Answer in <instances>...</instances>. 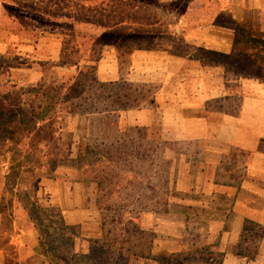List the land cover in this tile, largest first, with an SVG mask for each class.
<instances>
[{"label":"crops","instance_id":"0c3cea01","mask_svg":"<svg viewBox=\"0 0 264 264\" xmlns=\"http://www.w3.org/2000/svg\"><path fill=\"white\" fill-rule=\"evenodd\" d=\"M158 1L162 6H175L166 15L167 26L173 30L170 43L164 47L103 44L94 64L96 82L131 90L122 97L124 108L93 115L115 120L118 132L157 135L155 142L150 139L157 150H162L163 143H172L173 149L190 151L187 159L175 156L174 195L165 214H143L141 218L142 230L157 234L158 252L171 255L203 248L207 264H264V79L262 75L236 76L245 96L235 98L239 106L230 110L227 77L230 60L235 58L239 64L258 67L254 54L260 48L256 42L264 41V0H196L187 7L184 3L178 7V0ZM220 18L226 24L219 23ZM64 37L68 36L61 35L59 46L41 37L42 47L32 46L31 59L41 60L38 52L47 47L60 62L56 67L53 57L49 64L54 66L48 65L56 75L89 66L91 62L81 52H70ZM246 43L255 46H242ZM31 67L24 71L39 75L37 81L14 80L11 84L37 86L42 70L37 63ZM259 70L264 73L263 65ZM151 88L156 90L149 93ZM114 102L121 103L118 97ZM65 117L84 120L88 114L63 113L62 120ZM79 130L83 140L85 129ZM59 133H64L63 127ZM58 150L61 159L76 158ZM65 166H57L49 175L42 168L33 184L62 173V191L50 190V202L66 226H78L84 223L91 202L85 201L88 189L77 171L68 177ZM35 234L18 197L0 183V264L39 263L43 258Z\"/></svg>","mask_w":264,"mask_h":264},{"label":"rangeland","instance_id":"374dc122","mask_svg":"<svg viewBox=\"0 0 264 264\" xmlns=\"http://www.w3.org/2000/svg\"><path fill=\"white\" fill-rule=\"evenodd\" d=\"M178 1H181L178 7H184L183 3L187 7L193 5L196 0ZM173 7L175 6H162L158 0H0V67L2 68L0 98L9 95L16 106L21 105L26 113V119L32 121L33 118L29 115L30 101L27 98L18 100L19 102L16 100L30 87L16 88L12 85L14 80L34 82L39 79V75L32 76L28 71H24L25 69H32L31 66L37 63L38 70L39 68L42 70V80L37 87L40 85L51 87L56 83L55 80L63 82L68 76L86 70L82 68L74 73H65L63 76L61 73L56 75L50 72L48 65H51V68L54 64L58 67L59 65L56 64L60 62L56 61V53L49 54L52 50L47 47L39 52L36 50L42 56L39 58L41 60H32L31 55L34 54L32 46L37 43V47H42L41 37L47 36L49 37L47 39L54 40V44L59 46L61 35H66L68 37H64L63 41L71 45L70 52H81L80 55H85L84 57L89 60L96 56L94 52L97 50L95 43L97 40L109 46L164 47L170 43V35L173 33L172 28L167 26L170 21L166 19L167 11ZM218 20L219 23L226 24L225 19ZM171 23L175 24L173 20ZM256 45H260L259 52L254 54L258 67L254 68L252 63L239 64L235 58L232 64L235 68L228 71L230 110L239 106V101L235 98L245 96L240 84L235 80L237 75L240 76L236 70L251 76L262 75L264 79V73L259 72V67L261 65L264 67V41L260 44L256 42ZM242 46L255 45L246 43ZM19 47L21 50H18ZM56 50L57 48L55 52ZM53 57L55 60L51 61ZM72 59L70 61H74ZM50 61L54 64H49ZM80 78L79 82L85 87L81 83L74 86L69 82L70 85L67 84L69 86L62 92L63 94L52 89L47 93L56 100L65 95L73 101L71 97L74 92L77 90L79 93L83 88L81 110L88 114V118L84 120L71 117L61 119L64 133L55 135L58 140L56 145L58 149H62L66 157L71 155L76 157L80 149L83 152L93 149L89 161L100 160L103 162V167L101 166L100 169H105V174H101L103 171L99 168V172H96L100 174H97V177H105V181H101L100 184V190L103 189L100 196H105L106 191H112L114 197L100 213L97 207V189L91 182L92 175L88 176L87 183L83 184L88 189L85 201L91 202V209H86L84 223L69 226L72 232H62L57 222L60 212L50 202L49 193L50 190L62 191V184L59 182L63 174L51 176L55 181L51 178L36 184H33L32 179L30 180L29 174L21 177L20 173L25 171L30 175L33 173L36 168L35 158L31 153L26 156L27 151L22 159H19L20 162H11L7 153L11 149L18 150L17 146L22 142L27 143V148H30L33 143L31 139L38 141L39 138L37 135L30 138L22 132H11L6 135V146L0 147V180L3 175H7L5 183L10 186L15 184L13 180H21L17 189L18 200L22 208L29 211L31 215H28L29 221L32 224L36 220L38 222L39 231L35 228V236L38 240L36 245L43 259L39 263L31 264H207V254L203 248L200 251L190 248L188 251L171 255L158 252V246L154 241L157 234L146 232L141 226L143 214H165L157 201L165 199L167 193L174 189L175 156L181 154L184 160L187 159L190 151L173 149L172 143L170 146L165 143L160 145L162 150H146L147 147L153 146L150 139H154L152 141L155 142L157 135L144 137L140 132L133 134L126 129L118 132L114 125L115 120L93 114L116 107L124 108L126 102L122 97L131 89L125 85L117 86L115 89L98 85L91 87L90 83L87 84L88 74ZM37 87L35 89H38ZM155 90L156 88H151L149 93ZM115 97H118L121 103H115ZM38 105L46 110L42 99L33 103L34 109L38 110ZM38 121L41 122V126L43 125L44 131L41 136L44 138L49 131L46 128L47 120ZM81 127L85 129L83 140L78 137ZM142 138L148 141L142 142ZM157 152L160 155L159 159L156 158ZM11 155L15 157L17 152ZM64 165H66L64 169L69 173L66 174L68 177L71 176L70 172L75 173V166L66 163ZM110 177H113L111 182L108 181ZM101 201L106 200L103 198ZM24 221V214L20 212V222L24 223ZM148 224L151 225V221ZM136 225L140 229L136 228ZM41 235H45V238H39ZM109 247L110 251L106 255L105 251ZM56 258L61 262H57Z\"/></svg>","mask_w":264,"mask_h":264},{"label":"trees","instance_id":"16d2710c","mask_svg":"<svg viewBox=\"0 0 264 264\" xmlns=\"http://www.w3.org/2000/svg\"><path fill=\"white\" fill-rule=\"evenodd\" d=\"M79 38V37H77ZM95 43H97V50H95V54L96 56L91 57V59L89 60V62H91V66L88 67L86 66V70L83 71H79L77 75H73V76H68V78L66 79V81H61V83L59 84H54L51 87H42L41 85L39 87L35 86V87H30V89H26L25 94L23 95H19L18 100H23L25 98H27L30 101V116H32V121H29L30 119L27 118L26 119V113L23 111V109L20 106H16L14 104L13 99H10V96L7 95L5 98H0V147H4L6 146V135L11 134V132L15 133V132H22L24 133L26 136H29L30 138H32L34 135L38 136L39 140L38 141H32L31 139V145L30 148H27V143H19V145L17 146L18 150H13L11 149L7 155H10V161L11 162H20L19 159H22V157L25 155V153L28 151V153H26V156L29 155V153H31V156L35 158V163H36V168L34 169L33 173L30 175V173L28 171H25L23 173H20L21 177L24 176H30V180H34L37 176L41 175L42 172V168L45 169V173L47 175H49V173H51L57 166L61 165V164H65L67 162H69L71 165L75 166L78 177L80 182L82 183H87V179L88 176L92 175V181L97 189V207H98V211L101 213L103 211V209H105L107 207V203H109L111 201V199L114 197L112 195V191H106L105 196H100L103 192V189L100 190V184L101 181H105V177H97L96 175L99 173H96L97 171L99 172L100 167H103V162H101L99 160V162L97 161V159L95 161H89L91 158V153L93 152V149H89L86 150L85 152L80 151L78 152L77 156L75 159H71V160H65V159H61L60 158V150H58V146L56 145V143L58 142L57 138L55 137V135L58 133L60 127H61V119H62V115L63 113H68V114H85L81 108H83V105H81V96L82 93L84 92L82 89L80 90V92L78 93L77 90L74 92V94L72 95V100L71 101L69 98L64 97L56 100L53 96L49 97L47 95L48 91L51 89L55 90V91H60L61 93L68 88V86L70 85L69 82H72L71 84H73L74 86H78L80 85L81 82H79L81 80L80 77H82L83 75H89V82L87 84H91V87L99 85L96 80H95V66L94 64L97 63V61L100 58L101 55V47L103 46V44H105L103 41H96ZM235 60V59H234ZM234 60H230V69L229 71H231L232 69H234L235 65L233 66V62ZM2 70V68L0 67V71ZM237 72H239L240 74H242L243 76H251V75H247L244 74L243 72L236 70ZM236 72V73H237ZM260 74L262 73L261 71H259ZM237 75V74H236ZM63 76V75H62ZM239 76V75H237ZM65 77V75H64ZM80 78V79H79ZM63 80V79H62ZM57 82V81H55ZM69 84V85H67ZM83 84V83H81ZM84 85V84H83ZM38 89H35V88ZM85 87V85L83 86ZM13 89V88H12ZM85 89V88H84ZM63 94V93H62ZM61 95V94H60ZM42 99V102L45 104V109H43V107H38V110L34 109L33 103L36 101H39ZM15 101V100H14ZM19 102V101H18ZM70 102V103H69ZM40 104V102L38 103ZM69 104V105H68ZM66 106H68V109H66ZM43 110H45L43 112ZM44 113V114H43ZM47 113V116H46ZM41 119H46L47 120V130L48 133L46 135V137L43 138V136H41L43 134L44 128L40 125V121ZM32 136V137H31ZM96 142V141H95ZM53 144L55 146H53ZM54 147V149L52 148ZM88 148V147H87ZM94 148V147H92ZM20 150V151H19ZM144 150V149H143ZM146 150H155L157 151L156 148L149 147ZM17 152V155L14 157L11 154ZM12 156V157H11ZM159 153H156V158L158 159L159 157ZM106 166V165H105ZM109 167V166H108ZM99 168V169H98ZM101 171H103V173L101 174H105L104 172V168L100 169ZM36 171V172H35ZM100 175V174H99ZM102 176V175H101ZM8 176L7 175H3L1 177L2 180H0L1 184H4L6 191L10 192V193H14L16 196L18 194L17 189L19 188V185L21 184V180H13V183H15L13 186L7 185L5 183L6 178ZM100 178H102L100 180ZM113 177L108 178V181L111 182ZM174 195V191H170L167 193V196L165 197V199H161L157 201V204L161 205L162 212H166L167 211V206L169 203V198L172 197ZM105 198L106 201H101V199ZM167 198V199H166ZM27 210V209H26ZM26 213L30 215L29 211H26ZM124 216V215H123ZM58 221V225H59V229L64 232V231H70L72 232V228H70L69 226H66L61 215L58 217L57 219ZM33 222V221H32ZM38 222L36 220V222H33V226L34 228L38 229ZM137 226V225H136ZM136 228L140 229L139 226H137ZM39 231V229H38ZM45 238V235H41V237L39 238ZM41 240V239H39ZM63 240V239H62ZM110 251V247L108 249H106L105 253L106 255H108ZM57 259V258H56ZM61 262V260L57 259V262ZM207 262V261H206Z\"/></svg>","mask_w":264,"mask_h":264}]
</instances>
